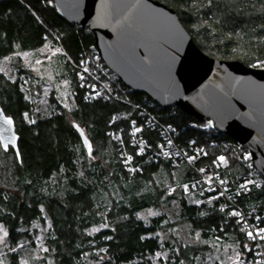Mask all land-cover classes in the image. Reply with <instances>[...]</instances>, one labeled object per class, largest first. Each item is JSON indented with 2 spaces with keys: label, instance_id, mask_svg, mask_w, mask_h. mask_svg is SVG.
Returning a JSON list of instances; mask_svg holds the SVG:
<instances>
[{
  "label": "trees",
  "instance_id": "trees-1",
  "mask_svg": "<svg viewBox=\"0 0 264 264\" xmlns=\"http://www.w3.org/2000/svg\"><path fill=\"white\" fill-rule=\"evenodd\" d=\"M156 1L176 12L205 54L264 69V0ZM60 48L75 63H101L92 33L64 22L52 0H0V105L14 120L20 154L19 161L0 146V264H230L236 253L248 259L251 245L233 210L185 193L196 177L192 167L162 160L126 171L113 117L133 152L130 124L152 101L140 94L128 100L127 89L87 101ZM179 115L165 123H202ZM75 126L91 142L89 154ZM193 137L203 139V163L224 154L231 166L222 176L244 175L229 137L219 135L212 147L197 131L183 134ZM261 198L264 187L239 203L262 214Z\"/></svg>",
  "mask_w": 264,
  "mask_h": 264
},
{
  "label": "water",
  "instance_id": "water-1",
  "mask_svg": "<svg viewBox=\"0 0 264 264\" xmlns=\"http://www.w3.org/2000/svg\"><path fill=\"white\" fill-rule=\"evenodd\" d=\"M66 23L88 30L101 62L130 92L179 108L248 149L264 177V69L201 51L176 12L156 0H52ZM11 121V123H9ZM89 154L91 142L75 126ZM15 123L0 105V146L18 160Z\"/></svg>",
  "mask_w": 264,
  "mask_h": 264
},
{
  "label": "built area",
  "instance_id": "built-area-1",
  "mask_svg": "<svg viewBox=\"0 0 264 264\" xmlns=\"http://www.w3.org/2000/svg\"><path fill=\"white\" fill-rule=\"evenodd\" d=\"M95 52L97 54V51ZM66 58L76 67L77 80L85 90L87 101L97 102L116 96L119 90L129 91L118 76L106 68L102 62L99 63L94 59L91 64H85L82 60L75 63L69 56L66 55ZM159 109L161 108L152 102L139 111L136 119L131 122L128 145L133 152L127 151L124 129L117 126L119 118L113 117L112 123L115 128L112 136L114 141L119 143V151L126 171L133 175L140 172L142 163L149 161L158 163L162 160H169L174 166L184 164L192 167L196 177L183 185L185 193L196 195L200 203L222 202L220 208L232 209L247 233L251 245L250 257L242 259L236 253L230 264H264V213L253 214L239 203L241 197L248 196L253 191L264 187V177L254 168L250 151L237 144L244 164V175L235 181L224 178L222 173L231 166L228 156L220 154L210 162L203 163L208 158L206 149L201 145L203 139L193 137L183 140V134L187 131H197L206 136L205 140L213 147L218 142L215 139L221 134L204 123L198 124L196 121L167 124L165 121L179 119L181 110L172 107L162 109L168 112L160 113ZM151 133L156 136L153 137ZM141 158L145 160L136 164L141 161ZM249 233L252 235L249 236Z\"/></svg>",
  "mask_w": 264,
  "mask_h": 264
},
{
  "label": "rangeland",
  "instance_id": "rangeland-1",
  "mask_svg": "<svg viewBox=\"0 0 264 264\" xmlns=\"http://www.w3.org/2000/svg\"><path fill=\"white\" fill-rule=\"evenodd\" d=\"M60 51H61V53L64 55V57L66 58V53H65L61 48H60ZM1 70H2V69H1ZM135 94H137V93H132L131 95H129V96L127 97V99H128V100H130V99H134ZM137 95H139V94H137ZM140 95H142V94H140ZM203 123H204L205 125H207L208 127L213 128L212 123H211L210 121L203 122ZM223 136H224V135H223ZM257 204H263V205H264V198L259 199V201H258Z\"/></svg>",
  "mask_w": 264,
  "mask_h": 264
},
{
  "label": "snow or ice",
  "instance_id": "snow-or-ice-1",
  "mask_svg": "<svg viewBox=\"0 0 264 264\" xmlns=\"http://www.w3.org/2000/svg\"><path fill=\"white\" fill-rule=\"evenodd\" d=\"M9 123H11V121H9ZM6 234V233H5ZM252 235V233H249V236H251Z\"/></svg>",
  "mask_w": 264,
  "mask_h": 264
}]
</instances>
